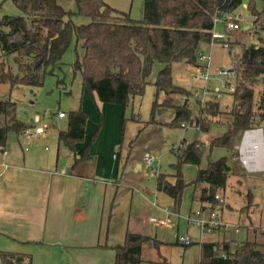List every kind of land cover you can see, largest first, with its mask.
Here are the masks:
<instances>
[{"label": "trees", "instance_id": "16d2710c", "mask_svg": "<svg viewBox=\"0 0 264 264\" xmlns=\"http://www.w3.org/2000/svg\"><path fill=\"white\" fill-rule=\"evenodd\" d=\"M10 1L22 16L0 18V53L3 58L0 85H7L10 90L18 86L41 87L47 76L61 70L63 56L74 37L81 41L82 50L75 69L81 74L83 87L98 112L102 104L125 107L134 98L142 97L154 63L162 65L153 84L156 94L149 123L173 129H181L193 119L187 104L172 102V96L189 94L174 85L172 65L184 62L196 67L200 45L213 43L214 19L229 16L241 3V0H144L143 19L135 21L129 14L113 10L103 0H74L76 13L69 11L71 0ZM246 6L255 22L264 20V11L256 10L255 0H248ZM73 16L89 19V22L76 25ZM260 31L264 34V25ZM230 45V54L236 47L241 51L233 54L231 60L235 89L230 95L236 111L230 113V121L221 124L226 127V132L210 140L207 149L202 142L186 143L183 140L175 150L176 162L171 165L175 183L170 184L164 174L156 177V190L173 200L176 211L187 187L181 173L183 165L197 167L195 180L189 185L193 187L192 201L199 204L201 210L218 205L215 196L219 193L223 198L220 205L223 208L228 206L229 191L234 189L229 180L234 172L226 157L212 161L210 156L216 148L230 150L244 132L259 129L264 122V46ZM8 105V100H0V118L4 121ZM218 108L217 101H208L201 108L195 124L208 132V120L219 115ZM168 109L174 111L169 123L154 121L156 112ZM66 118V128L57 133V141L74 152L75 144L83 142L86 136L87 114L79 108L69 112ZM28 128L20 122L8 126L5 121L0 127V147H6L10 131L21 134ZM95 139L96 135L75 158L72 168L91 160L89 149ZM203 158L207 161L205 168L201 167ZM235 184L237 190L234 189L233 193L242 203L240 223H244L246 229L253 227L252 236L242 243L201 244L200 264H264V231L258 229V222L251 220V215L253 217L259 207L255 194L258 187L249 180L237 179ZM146 244L156 249L160 245L149 237L127 233L123 244L113 248L114 264H142ZM221 254L227 259L220 258ZM0 263L32 264V257L0 251ZM162 264L170 263L163 258Z\"/></svg>", "mask_w": 264, "mask_h": 264}, {"label": "crops", "instance_id": "0c3cea01", "mask_svg": "<svg viewBox=\"0 0 264 264\" xmlns=\"http://www.w3.org/2000/svg\"><path fill=\"white\" fill-rule=\"evenodd\" d=\"M212 34L220 38L219 42L213 41L210 45L202 44L199 47V53L209 56L210 59L211 54L204 52L210 53L213 45L227 42L217 34L215 25ZM199 66L203 67L204 63L197 62L194 69ZM219 68L221 67L218 66L216 70ZM82 107L88 114L86 136L83 142L75 144L74 152L58 143L57 133L51 137L47 133V127L43 126L44 133L40 135L25 137L22 133L17 134V145L6 146L7 154L0 155V251L30 255L32 264H114L113 248L123 244L127 233L149 237L159 242L160 248L167 244L164 240L167 230L179 228L180 218H183L188 226L196 227L188 222V217L201 209L197 204V208L191 210L193 187L189 184L195 179L184 181L187 188L181 206L178 211L174 210L173 200L156 190L158 174L167 175V181L172 185L175 183L172 171L160 173L158 169H153L160 161L158 156L150 153L161 148H154L146 140L139 141L138 148H141L138 151V163H134V172L130 169L120 170L121 146L118 135L121 116L125 115L126 109L118 105L102 104L100 115L97 114L84 87ZM59 112L64 113L66 118L64 111ZM139 119V116H134L132 122L135 123ZM5 121L8 126L20 122L26 127H32L31 121L17 120L9 105L6 108ZM5 121L0 118V127ZM154 121L167 123L162 120ZM139 123L144 125L145 130L165 127L156 123L145 124V121L141 120ZM100 125L101 130L89 149L91 160L72 168L75 158L86 148L92 134ZM139 136L140 132L134 134L133 139H140ZM173 151L175 150L172 149L171 152ZM140 153V161L144 164L145 155L157 161L151 168L146 166L154 175L153 182H146L145 178L136 173L142 169L139 163ZM134 158L135 155L131 158L130 154V159ZM2 163L5 167L1 166ZM219 195L221 196V193ZM126 197L129 213L120 218L119 212L124 211ZM233 198L229 201L230 206L221 207L219 216L224 223L238 226V232H235L236 227H232V233L224 230L203 238L199 230V248L203 243H242L252 236L253 227L246 229L244 223H240L242 203L237 201L236 195H233ZM183 206L188 210L185 216H181L180 209ZM173 217L175 223L172 222ZM157 221H162L164 225H159ZM176 244L180 243L176 241ZM147 247L155 248L146 244L143 257H146ZM143 260V264H148L145 258Z\"/></svg>", "mask_w": 264, "mask_h": 264}, {"label": "rangeland", "instance_id": "374dc122", "mask_svg": "<svg viewBox=\"0 0 264 264\" xmlns=\"http://www.w3.org/2000/svg\"><path fill=\"white\" fill-rule=\"evenodd\" d=\"M2 1L3 0H0V3H2ZM103 1L113 10L129 14L130 18L135 21H140L143 19L144 0ZM247 3L248 0H241V3L236 7V9L229 16L223 18H229L231 21L238 23L241 28L239 31H233L225 34L226 32L224 31L223 25L221 23L215 24V31L219 36L223 37L222 40H225L229 43H237L246 47L253 44L264 46V34L260 31L261 26L264 25V20L260 19L255 22V18L247 9ZM255 8L259 12L264 11V0H255ZM69 11L76 13L74 0H71L69 3ZM3 16L20 17L22 16V13L15 8L10 0H5L0 7V18ZM72 21L76 25H82L87 24L89 19L73 16ZM211 49L212 52L210 53L204 52L205 54H211V66L209 71L212 73L211 79L206 84V90L204 91L199 89L202 86L201 84L198 85L197 83H194L190 80L191 74L195 72L194 67L186 65L184 62L175 63L172 65L173 83L177 87L188 91L189 94L187 97L190 94H194L195 91L198 90V100L205 101V103L207 101H217L219 103V115L208 120L210 124L208 132L202 131V126L195 124V120L199 119L198 117L202 104L201 102L194 99L188 100L189 104H187V107L192 112L191 116L193 119L191 124H184L189 126L187 129L182 130L165 127H152L145 130L144 125L139 123L141 120L145 121L146 124V122H149L150 120L152 103L155 100L156 94V89L153 84L158 73L163 67L159 63H154L150 76L147 79L148 85L145 88L144 95L141 98L134 99L133 102L130 101L126 105L128 107H123L126 109V112L124 113L125 115H123V117L121 116V126L118 135L121 146V149L119 150V161L121 166L120 170L123 171L124 169H130L132 173L134 172V163H138V151L141 148V146L138 148V145L140 144L139 141L146 140L154 148H161L160 150L150 153L153 156H158L157 158H159L160 161L159 165L155 164L153 166V169H158V172L160 173H169L172 171L170 165L176 162L175 151L171 152V150H176V148L181 144L182 140H185L187 143H192L195 141L202 142L207 149L210 140L218 138L226 132V127L221 124L230 121V113L236 111V105L233 104V97L230 95V93H228L226 83L230 81L229 84L233 85L234 82L233 79H227L226 81L225 79L218 77L215 70L218 66L225 69L232 68V56L225 48L222 47L221 44L218 45L217 43L216 45H213ZM240 51L241 48L236 47L233 52L234 54H239ZM81 54V41H77L73 37L68 50L63 56L62 67L60 71H56L54 75L47 76L43 82V85L39 88L18 86L10 90L7 85H0V99L4 101H11V103H9V108L15 114L17 120L22 122L31 121L32 125L39 124L40 126H45L47 127V133L53 137L59 131L65 130L67 123V118L64 120L55 118V115L57 116L59 111H64L67 115L69 112L78 110L79 108L84 110L82 107V78L81 74L75 69L76 59L77 57H80ZM2 61L3 58L0 53V62ZM9 63H11V61H9ZM214 65L217 66L214 67ZM67 86L69 88H67ZM181 98H183V96H172V102L176 105H180ZM91 103L96 109L95 104L92 101ZM96 111L97 114L100 115V110L98 112L96 109ZM134 116H139V121L135 123L132 122V118ZM173 116L174 111L168 109L165 111L156 112L154 119L162 120L163 122L168 123L173 118ZM36 118H38L37 122ZM101 127L102 125L97 127L92 135H96L97 137ZM259 127L262 129L264 138V122H262ZM139 132L140 139H133L135 138L133 137L134 134H139ZM238 143L239 141L236 142L235 146L231 147L230 150L220 148L214 149L210 158L212 161H217L223 157L228 159V165L234 172V176L230 178L229 183L234 189L237 190V185L235 184L237 179L241 180L242 182L249 180L253 186L256 185L258 187V190L257 192L255 191V194L258 199L259 207L257 209L255 208L256 212H254L253 217L251 215V220L256 221V223L258 222L256 226H258V229L261 231H264V170L255 174H249L244 168L240 166L235 150V147L238 145ZM15 145H17V134L10 131L7 134L6 146L12 147ZM129 145L131 146L130 149ZM92 146L93 143L90 145V149ZM130 154L131 158L134 155L135 158L130 159ZM139 156L140 161L142 153H140ZM139 163H141L142 169L136 173L139 174L140 177L145 178L146 182H153L154 175L151 174V169L147 168L146 164L143 162L140 161ZM206 165L207 161L205 158H203L201 167L205 168ZM181 173L184 181L194 180L197 173V167L193 165H183L181 168ZM185 189L182 193L180 206L183 200ZM234 189L229 191L227 198L229 206L231 205L229 202L230 199H234ZM186 208V206H183V208L180 209L181 216H185V214H187L188 210H186ZM195 208H197V203L192 201L191 210H194ZM119 213L121 214L120 218L126 217L128 215L129 207L127 197L125 198L124 211L121 210ZM175 221L176 220L173 217L172 222L175 223ZM178 225L179 228L174 227V229L170 228L167 230L164 235V240H166L165 242L167 244L160 247L161 249L158 248L157 250L152 247H147L145 250L146 257L144 258L148 264H162L163 258H166L170 264H199V244L201 242L199 240V229L193 226H188L183 218H180ZM225 225L229 226L230 233L234 231L232 227H238L229 223H225ZM175 234L180 236L188 234L193 243L185 247L181 244H176ZM206 236H208V234L204 233L203 238ZM230 236H232V234H230Z\"/></svg>", "mask_w": 264, "mask_h": 264}, {"label": "built area", "instance_id": "2783aa9c", "mask_svg": "<svg viewBox=\"0 0 264 264\" xmlns=\"http://www.w3.org/2000/svg\"><path fill=\"white\" fill-rule=\"evenodd\" d=\"M221 23L223 25V28L225 32L230 33L233 31H239L240 25L238 23H235L231 21L229 18H215L214 24ZM213 41H218L220 38L217 35L212 34ZM223 48H225L228 52H230L231 45L229 42H223L221 43ZM234 52L231 51V56H233ZM210 57L206 56L202 53H199L198 55V62L204 63L203 67H198L193 74L190 76V80L194 83H197L198 85H202L199 89L206 90V84L211 79L212 73L209 71L210 68ZM216 75L220 78L225 79H233L235 76L234 67L232 68H219L215 70ZM227 90L228 93L234 92V84H229L227 82ZM217 91V90H216ZM217 98V97H216ZM197 100L201 102V108L204 107L205 101L198 100L199 99V91H195L194 94H190L188 97L183 96L181 98V104H189L188 100ZM57 118H65V114L62 112H58ZM38 121V118H36V122ZM183 129L189 128L188 125H182ZM256 132H260L262 134V129H255V130H249L244 132L242 135V138L240 139L238 145L235 147L236 154H237V160L239 161V164L242 168L247 171L249 174H255L258 172H261L264 170V138L263 134L261 137V140L258 139V135ZM44 133V127L40 126L39 124L32 125L31 128L26 129L23 131V135L30 136L32 134L34 135H40ZM7 154L6 149L3 147H0V155L5 156ZM156 159L149 155H145V163L146 166L151 168L155 163ZM1 166L5 167L4 163L1 164ZM215 200L219 202L218 205H216L213 209H210L209 206H206V210H196L191 216L188 217V222L197 228H199L200 232L202 234H214L216 232H221L224 230H229V226L225 225V223L221 220L219 216V211L221 210V205L223 203V198L219 194L215 196ZM159 225H164L162 221H157ZM235 232H238V227L235 228ZM176 241L180 243L182 246H189L191 245L192 241L191 238L188 235H176L175 236ZM220 258L227 259L225 254H221Z\"/></svg>", "mask_w": 264, "mask_h": 264}, {"label": "bare ground", "instance_id": "6f19581e", "mask_svg": "<svg viewBox=\"0 0 264 264\" xmlns=\"http://www.w3.org/2000/svg\"><path fill=\"white\" fill-rule=\"evenodd\" d=\"M258 135V139L261 140L262 134L260 132H256Z\"/></svg>", "mask_w": 264, "mask_h": 264}, {"label": "water", "instance_id": "95a60500", "mask_svg": "<svg viewBox=\"0 0 264 264\" xmlns=\"http://www.w3.org/2000/svg\"><path fill=\"white\" fill-rule=\"evenodd\" d=\"M67 172H69V170Z\"/></svg>", "mask_w": 264, "mask_h": 264}]
</instances>
